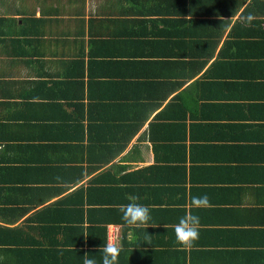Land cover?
I'll use <instances>...</instances> for the list:
<instances>
[{
	"label": "crops",
	"instance_id": "obj_1",
	"mask_svg": "<svg viewBox=\"0 0 264 264\" xmlns=\"http://www.w3.org/2000/svg\"><path fill=\"white\" fill-rule=\"evenodd\" d=\"M130 196L154 228L122 221ZM112 243L117 264H264V0H0V264Z\"/></svg>",
	"mask_w": 264,
	"mask_h": 264
},
{
	"label": "clouds",
	"instance_id": "obj_2",
	"mask_svg": "<svg viewBox=\"0 0 264 264\" xmlns=\"http://www.w3.org/2000/svg\"><path fill=\"white\" fill-rule=\"evenodd\" d=\"M251 19V16L242 18L241 22L247 24ZM55 179L57 181L61 180L59 176ZM128 199L129 203L118 205V211L121 213L122 221L127 225L135 227H153L149 224L151 220L150 208L137 203L139 200L138 196H130ZM208 205L209 199L207 195L194 196L190 199L191 208H202ZM173 230L175 242L182 248L190 249L199 239L200 217L189 210L184 216L179 218L178 222L173 226ZM150 237L147 234V238ZM99 251L102 253L99 264H117L121 247L117 243L104 244ZM83 264H98V262L94 258H88V254H85Z\"/></svg>",
	"mask_w": 264,
	"mask_h": 264
},
{
	"label": "trees",
	"instance_id": "obj_3",
	"mask_svg": "<svg viewBox=\"0 0 264 264\" xmlns=\"http://www.w3.org/2000/svg\"><path fill=\"white\" fill-rule=\"evenodd\" d=\"M130 112H131V119H130V121H133V120H136L139 116H140V112L139 111H137L136 109L135 110H130ZM133 124H131V123H128L127 124V131H128V134H131V133H133V131H135V129H133V126H132ZM212 127L209 125V124H206V127H205V129L207 130V131H211L212 129H211ZM129 137V136H128ZM83 200V199H82ZM81 204V203H80ZM83 210H82V207L80 208V211L77 213V216L79 217V216H81L79 219H76V221H77V223H83V221H84V218H83ZM111 221H113V222H118V220H111ZM66 223V222H65ZM67 225H69V223H67ZM78 237L80 238L81 236V238H83V234H82V232H78Z\"/></svg>",
	"mask_w": 264,
	"mask_h": 264
}]
</instances>
